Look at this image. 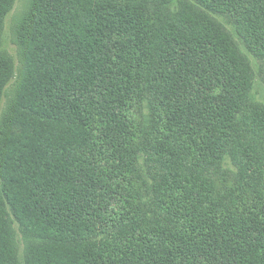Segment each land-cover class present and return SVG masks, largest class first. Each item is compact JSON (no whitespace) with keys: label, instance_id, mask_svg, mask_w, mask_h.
Returning <instances> with one entry per match:
<instances>
[{"label":"trees","instance_id":"16d2710c","mask_svg":"<svg viewBox=\"0 0 264 264\" xmlns=\"http://www.w3.org/2000/svg\"><path fill=\"white\" fill-rule=\"evenodd\" d=\"M14 30L0 264H264V0H30Z\"/></svg>","mask_w":264,"mask_h":264},{"label":"rangeland","instance_id":"374dc122","mask_svg":"<svg viewBox=\"0 0 264 264\" xmlns=\"http://www.w3.org/2000/svg\"><path fill=\"white\" fill-rule=\"evenodd\" d=\"M29 1L30 0H14V3H13L11 10L6 15L5 20H4V28L2 31L0 49L5 51L6 53H8L9 55H11L13 57L15 66H17L18 62H17V48H16L15 43L12 41L13 38H15L13 31H15L14 30L15 26H17L20 18L26 12ZM225 25L228 27L229 31L233 34V36L237 40L242 51L248 55L249 59L252 62V66H253L254 70L257 71L256 60L246 51L244 46L241 44V42L239 41V39L237 38V36L235 34L234 29L227 23H225ZM13 78H15V77H13ZM13 80H11V82L6 86V93H7V91H9L12 88ZM251 94L256 101L264 104V86H263L261 80L259 79L258 75H256V78L254 80ZM4 104H5V96L1 100L0 110L2 107L5 108ZM3 108H2V110H3ZM14 227H15L16 232H17V239H18V243H19V256H22V253L24 251V249H23L24 244H22L21 236H20V233L17 229V225L14 224Z\"/></svg>","mask_w":264,"mask_h":264}]
</instances>
